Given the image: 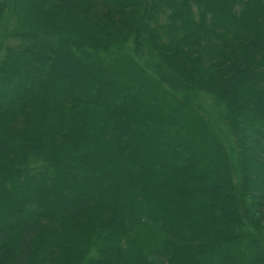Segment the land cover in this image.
Instances as JSON below:
<instances>
[{
  "label": "trees",
  "instance_id": "trees-1",
  "mask_svg": "<svg viewBox=\"0 0 264 264\" xmlns=\"http://www.w3.org/2000/svg\"><path fill=\"white\" fill-rule=\"evenodd\" d=\"M138 1L0 0V264H264V0ZM133 75L145 82L126 85ZM157 89H182L204 134L177 136L163 120L187 102L159 113ZM198 100L223 116L246 171L251 196L239 211L226 196L228 154L213 157L224 135ZM196 138L207 150L190 159ZM69 146L84 170L62 166ZM258 147L256 163L243 159ZM70 172L76 179L63 181ZM20 173L37 188L19 191ZM246 242L259 250L239 253Z\"/></svg>",
  "mask_w": 264,
  "mask_h": 264
},
{
  "label": "rangeland",
  "instance_id": "rangeland-1",
  "mask_svg": "<svg viewBox=\"0 0 264 264\" xmlns=\"http://www.w3.org/2000/svg\"><path fill=\"white\" fill-rule=\"evenodd\" d=\"M176 1H178V0H176ZM138 3L140 4L141 2H140V0L138 1ZM33 18V17H32ZM5 22L3 23V24H1L0 25V29H2V31H6V29H5V24H7L8 23V18H6L5 20H4ZM76 21V20H75ZM32 22H35L36 23V21L35 20H32ZM76 22H75V24H74V26H72V28H74L75 30L74 31H78V30H80V29H78L77 27H76ZM76 27V28H75ZM0 35H2V33L0 32ZM37 49H38V47L37 48H34V47H32V50H36L37 51ZM117 51L119 52V53H121V54H123V53H125L127 50H126V48L124 47V46H117ZM131 52V51H130ZM129 52V50H128V53H130ZM131 54V53H130ZM78 59H80V63H81V65L84 67H86V66H88V64H86L87 63V61H89L92 65H93V68H94V70H92V69H88V74H90L91 75V77L92 78H101L102 80H105L106 79V77L104 76V74L100 71V72H98V69H96V66L94 65V58H92L91 56H86V57H84V59H83V57L82 56H78ZM82 60V61H81ZM106 61V60H105ZM104 61V62H105ZM57 63V59H54L53 60V63L51 64V66H53L54 64H56ZM15 65L13 64L12 65V67H14ZM145 66H147V62L145 63ZM81 71H83V70H81ZM134 71V73H135V70H133ZM72 72V73H71ZM19 73H20V75L19 76H21V74H22V71H19ZM69 74H74L76 77H79V76H81V75H85V74H87V72L85 71H83V72H80L79 73V71L77 72V69H72V71L70 70L69 71ZM108 76H109V74H107ZM153 79H155V81H159V80H161V81H164V82H168L167 80H165V79H163V78H161L159 75H154V78ZM12 80V79H11ZM122 79L119 77V76H116V75H110V81H112V82H116V83H119L120 81H121ZM133 80H135L136 82H138V81H140V82H143L144 81V79H142V78H140L139 80H138V78L137 77H135V75H133L132 77H131V79H129L128 81L126 80V79H123V82H125L126 83V85H128V86H131V87H133V84H134V81ZM145 82V81H144ZM149 86H150V88H154V87H157L155 84H153V83H149L148 84ZM17 92V89H16V87L13 89V92ZM178 92V96L177 95H175V94H171L170 96H164V92H162V91H160L159 89H157V92H155V95H157V96H159V97H166V100L163 102V104H162V106H161V108L159 109H156V111L158 112L159 111V113H161L162 111H164L166 114H170L171 113V111H172V103H173V101L174 100H185L187 103H183V105L180 107V116L179 115H172V118H169V119H167V120H163V121H166V123H171V125H172V129H173V131L175 132V134L178 136L179 134H183L184 133V131H183V133H182V129H180V128H185V129H188L190 132H191V134H193L194 132H195V130H198V131H200V132H198L196 135H203L204 134V129L203 128H199V124H198V122H197V120H196V118H195V116H196V114H197V109L195 108V107H193V106H191L189 103V100H187V97H185V96H187V95H185L184 93H183V91H182V89L180 90H178L177 91ZM157 93V94H156ZM180 97H182V98H180ZM198 99H201V97H199ZM192 101H194V100H192ZM117 102H119V101H117ZM117 102H115L114 101V104L113 105H116L117 104ZM199 102V100L198 101H195V103L197 104V107L198 108H200V110H202L203 111V113L205 114V115H207L209 118H210V120L212 121V122H214L217 126H219V129L222 131V133H223V135H224V137H222L223 138V140H224V145H225V147H224V149L223 150H221V152L219 153V154H214V158H216V160H219L220 158H221V155H222V151H224L226 154H228V155H226V158L223 160L224 162H225V164L227 165V167H230V165H233V169H234V172L233 173H235V179H233V181H232V185H231V187H230V190H229V192H227V194H226V196L230 199V201H231V199L232 198H234V202L232 203V205H236V211L238 210H240V203H245V201H247V200H250V196H251V190L248 188V187H241L240 186V178H241V176H242V174H243V176L245 175V172L246 171H244L243 169H242V174L240 175V171L237 169V165L234 163V158H233V154H234V151H235V149L237 148L234 144H230L229 143V138H227L226 136H225V132L223 131V125L220 123V121L222 120V117L223 116H221V118L219 119V121H218V119L214 116V115H212L211 114V111H208V110H205L204 108H202L201 107V105H200V102ZM143 108H145L144 106H143ZM144 110V109H143ZM182 115V116H181ZM184 115H186V116H188V117H191V119L190 118H188V119H185L184 118ZM151 116V117H150ZM150 116L148 117V118H144V121L145 122H147V120H149V118H155V115H154V112H151V114H150ZM143 117V116H142ZM105 119H106V117H105ZM190 119V120H189ZM169 121V122H168ZM150 122H152V123H155V122H153V120H151ZM150 122H148V124H150ZM241 123L239 122L238 124H236V126H238V127H240L241 125H240ZM240 125V126H239ZM150 126V125H149ZM257 127V125H255V124H250V125H248V127L246 126L245 128V132L247 131L248 133L247 134H243V137H241L242 135H240V137L241 138H243V139H247V137H250V136H252L253 135V131L251 130V129H253V128H256ZM166 131H167V129H166ZM40 132H43L42 130L40 131ZM43 136H42V139H44L45 138V136H44V134L43 133H41ZM168 134V137H169V139H168V142H169V144L171 145H173L174 144V135H173V133L171 134V133H167ZM36 135H38L39 136V134H36ZM44 141L46 142V140L44 139ZM57 142H55V144H56ZM193 147H192V149H191V151L189 150V152H191L190 154H191V157H190V159L191 158H193L195 155H197V151H198V153H201V152H199V149L200 148H205L206 150H207V146H208V143L207 144H205V146H204V144L203 143H200V141H199V139L198 138H196L195 139V141L193 142ZM87 150H89L88 148H86ZM173 149V148H172ZM87 150H85V151H87ZM174 150L176 151V147L174 146ZM260 151V149H259V147L258 148H256V149H252V150H250V151H248L247 153H245L246 154V156L244 155V160H246V161H251V163H256V161H254V156L253 155H258V153L257 152H259ZM62 152H63V156H62V159H61V164H62V166L63 167H66V169H67V167H68V169L71 171V169H74V166H76L75 168L76 169H83L84 170V168H82V167H80V165L78 164V158H76L73 154V150L71 149V147L69 146V147H64V148H62ZM202 161H204V162H206L205 161V159H203L202 158ZM78 164V165H77ZM183 164H187V161L186 160H184V162H183ZM72 165V166H71ZM9 167H11V166H9ZM86 167H87V165H86ZM71 173V172H70ZM214 175H216V174H214ZM18 176L20 177V184H21V188H19V191H20V189H21V191L23 190V192H25V187L26 188H37V183H30V182H27V177H25V175H23V174H18ZM77 176V174L76 173H71V174H67L66 173V175L63 177V181H64V179L66 178V180L68 181V182H73L74 181V179H76L75 177ZM254 179H253V181L255 182V183H257L256 181H259V176L257 175V176H255V177H253ZM29 181V180H28ZM66 181V182H67ZM10 182V184H11V180H8V181H5V184L6 183H9ZM26 183H29V185L28 186H26L25 184ZM25 185V186H24ZM75 187H77V184H75L74 185ZM11 188H12V190L13 189H15V186L13 185V183L11 184ZM0 195H2L1 193H0ZM9 195V194H8ZM0 198H1V196H0ZM244 206V205H243ZM218 211H219V209H218ZM256 218L257 219H261V216H260V214L259 213H257L256 212ZM263 225H264V223H263ZM253 228V227H252ZM241 229V228H240ZM236 233H238V235L239 236H243V232L242 231H238V232H236ZM109 244V246L110 247H113L114 246V244H113V241L111 240V242H109L108 243ZM240 250V251H239ZM239 253L240 252H242L243 250H244V252H245V256L247 257V256H249L250 254H252V253H254V252H257L259 249H258V246H256V247H253V244L251 243H245V245H244V247H241V248H239ZM239 253H237L236 252V250H234V255L236 256L237 254H239ZM255 254V253H254ZM254 254H253V256H254ZM253 258V257H252ZM233 259V258H232ZM234 261H235V263H236V260L234 259ZM259 261H261V259H259V258H256V259H254V260H252V261H247L245 264H258V263H261V262H259Z\"/></svg>",
  "mask_w": 264,
  "mask_h": 264
}]
</instances>
